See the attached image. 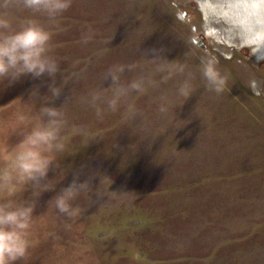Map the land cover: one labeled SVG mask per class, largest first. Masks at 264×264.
Listing matches in <instances>:
<instances>
[{"label":"rangeland","instance_id":"1","mask_svg":"<svg viewBox=\"0 0 264 264\" xmlns=\"http://www.w3.org/2000/svg\"><path fill=\"white\" fill-rule=\"evenodd\" d=\"M3 15L47 29L60 71L0 86V145L45 106L64 119L47 176L12 197L35 207L16 264H264V56L240 38L242 19L264 32V0H70L54 22L0 0ZM73 181L69 216L54 197Z\"/></svg>","mask_w":264,"mask_h":264},{"label":"clouds","instance_id":"2","mask_svg":"<svg viewBox=\"0 0 264 264\" xmlns=\"http://www.w3.org/2000/svg\"><path fill=\"white\" fill-rule=\"evenodd\" d=\"M22 6L54 22L70 6V0H22ZM50 36L47 29L32 19L13 30L7 16H0V86L11 87L26 76L33 79L47 77L51 81L60 69L56 60L47 54ZM123 71V66H116L109 70L107 78L115 83ZM200 72L210 90L217 93L222 90L225 81L214 61H203ZM130 87L137 89L139 85L133 82ZM186 87L181 88L185 95ZM125 91L118 89L115 97L124 95ZM50 92L53 97L61 94L55 85H50ZM116 98L109 101L110 107H115ZM17 119L21 123L26 121L23 115ZM63 125V113L56 106H45L17 144L11 148L0 145V158L3 160L0 167V264H16L25 256L35 207L32 203L17 204L12 197L27 181L47 176L53 159L51 153L63 149L59 140ZM84 187V183L77 181L64 187L54 197L57 211L71 216L70 201Z\"/></svg>","mask_w":264,"mask_h":264},{"label":"bare ground","instance_id":"3","mask_svg":"<svg viewBox=\"0 0 264 264\" xmlns=\"http://www.w3.org/2000/svg\"><path fill=\"white\" fill-rule=\"evenodd\" d=\"M200 6L203 10L204 17L207 18L210 14V9H208L204 4L200 5ZM241 11H242V9H241ZM248 12H251V11H248ZM241 14H243V13H241ZM226 15L228 16L227 12H226ZM248 15L249 14H247V16ZM229 20H230V22H234V20L231 18ZM241 23H243L241 25V28H242V30H244L245 36L244 37L241 36L240 38L243 39L244 43H247L251 46H254V48H255L254 51L256 52L255 54L257 56L263 57L264 56V38H263L264 32L263 31H261V33L260 32H254L252 30V28L250 27L251 23H249L248 20L242 19Z\"/></svg>","mask_w":264,"mask_h":264}]
</instances>
